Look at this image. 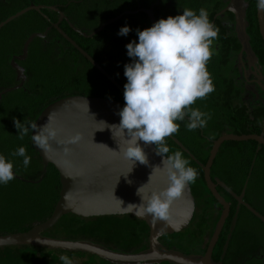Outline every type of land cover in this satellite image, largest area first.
Here are the masks:
<instances>
[{
    "label": "trees",
    "instance_id": "1",
    "mask_svg": "<svg viewBox=\"0 0 264 264\" xmlns=\"http://www.w3.org/2000/svg\"><path fill=\"white\" fill-rule=\"evenodd\" d=\"M69 1L72 7H74L75 13L72 19V23L75 27H81V19L87 22L85 25L86 27H91L90 29H95L98 27V23H103L109 19H112L116 16L121 15V17L116 20L113 24H111L105 31L102 33L94 36L91 39V42H98L100 45L95 49H90L84 47L81 44H78L83 50L92 57V59L99 64V66L110 75V77L117 82L123 89L124 85L127 83V79L124 76V65L132 63V59L127 55L126 45L132 41H136L138 43V36L136 34V30L139 29L143 31L144 29L152 27L149 21V18L143 12H137L136 14H129L125 15L124 12L127 11H136L139 9H151L153 11L154 19L156 21L160 19H167L169 16L175 17L176 15L182 14L183 9L189 8L194 11H197L201 7H204V4L208 0H22L21 4L18 9L5 14L0 18V21H5L7 18L15 15L16 13L20 12L24 8H27L31 4L33 5H58L62 4L65 5ZM75 2V3H74ZM250 4V22L253 27V37H256L259 40V35L256 28V4L257 0H248ZM226 0H212V2L206 7L207 11L209 12V19L210 21L213 19L217 12L220 11L221 8L225 7ZM205 8V7H204ZM49 9V8H48ZM43 10V9H42ZM44 12V13H43ZM52 13L49 11H35L31 10L22 14L21 16L17 17L16 19L10 21L8 24L3 26V29L11 30L16 29V34H11L14 37V42L16 40L17 43L15 47H19L20 44L24 41V39L28 38L29 35L34 33H42L48 25L47 23V14ZM226 16V15H225ZM222 16L217 18L216 28L219 29L220 20ZM22 19L20 22H16V20ZM93 23H89V21ZM84 25V26H85ZM123 26H129L131 28V32L126 36H118V31ZM6 27V28H5ZM21 31L19 32V30ZM62 30L67 34L68 37L77 38L76 33H71L70 30L66 31L62 28ZM57 34V32L54 31ZM223 34L220 33L218 37ZM109 36V38H108ZM37 41H41L40 39H36ZM258 42V41H257ZM120 51V52H119ZM115 57L119 58L116 60ZM213 57V56H212ZM227 56L224 55V52L221 50L219 55L217 56V75L213 78L210 74V77L213 81L215 91L210 93L205 99L197 100L196 103L193 105V108H198L202 112L210 113L211 119L208 121L207 126L203 128V130L210 131L214 136L220 137L222 135L233 134V135H250L255 134L259 135L262 133L261 124L257 122H264V110L261 113L256 112L253 114H248L247 112L239 111L238 109L229 108V105L234 100L235 95L234 92L230 91L231 89L227 87V82L223 78L221 74V67L224 66L226 62ZM9 66V65H8ZM88 70L85 72L78 69L76 66H72L74 69V73H71L69 70L65 68V75L63 74V70H61V66H51L49 65V71L55 72V76L49 75V73H39L33 77V82H40L43 86L48 87L51 83L56 86L62 87H69L68 90L58 91V96L63 93L73 94V95H83L89 97H99L104 99H111L121 103V99L123 95L121 92L115 88L105 77H103L100 73H98L93 67L87 64ZM10 67V66H9ZM1 68V67H0ZM76 69V71H75ZM208 72L210 71L209 64L207 65ZM50 83V84H49ZM49 84V85H48ZM60 88V87H59ZM22 97V96H21ZM24 98V97H23ZM25 99V98H24ZM231 101V102H230ZM25 102V103H22ZM20 101V107H14L10 113H8V119L5 121L0 120V128L5 131L6 140L3 142L1 140L0 133V155H4L7 160L15 163L14 174H15V182H23L27 186V190L25 192H21L23 195V199L25 200V204L20 206L13 201H9V205L6 206L8 201H3L0 203V235H6L11 233H19V232H26L31 229L33 226L38 225L45 220H47L58 200L59 191H60V184H59V177L57 171L54 169L53 166L47 169L45 174H41L42 168H37L36 165L38 163L34 157L37 156L33 147L30 142V131L28 135L24 137L23 140L18 138V130L14 126V119H18L21 122L30 121L35 122L37 117L39 116L41 109L43 106L39 107L37 104L35 105L34 109L33 103L31 101ZM31 103V104H30ZM229 103V104H228ZM31 105V106H30ZM9 106V105H8ZM31 107V108H30ZM31 109V110H30ZM231 110V111H230ZM30 115V116H29ZM25 116H29L25 119ZM2 121V122H1ZM180 124V130L177 134L170 136L167 138V146L170 148L169 154H172L176 151H181L179 148L180 146L172 139L175 138L179 142H181V138L183 135L186 134L190 136L192 131H187L185 128V124L182 122L177 121ZM196 132L198 131L195 130ZM194 131V132H195ZM216 138V139H217ZM215 139V138H214ZM209 142L206 154L203 155L201 159V163L204 165L207 160V154L210 149V145H212L213 141ZM215 139V140H216ZM19 147H25L27 151V155L31 157V162L28 169H31L30 174L23 175L20 174V171H27L23 169V158L18 156H12L11 153L14 152ZM223 148H226L229 154V158L227 159L229 164L232 165L230 169L234 168V165H239V170L235 171H224L222 174L226 175L228 178L231 179V183L229 188L231 189L232 193L240 194L242 189L246 186V193L251 194L256 197H262L261 193L263 192L264 195V170L259 171V167L262 168L264 166V155L255 152L257 148H261L264 150V147H260L257 143L253 141L249 142H225L222 144L221 148L219 149V158L222 157L224 151ZM183 153L184 158L190 161V166H196V161L191 160L184 151ZM223 152V153H221ZM15 157V158H13ZM218 157L216 158V160ZM18 161V162H17ZM196 162V163H195ZM216 163V161H215ZM214 163V164H215ZM237 164V165H236ZM243 167H246V170H243ZM248 166H250L252 170L248 171ZM258 168V169H257ZM200 170V168H198ZM199 175L197 180L192 185V188L198 189L201 187L204 189L206 195L210 196L211 194L207 190L204 178H203V171H199ZM16 177H20L25 180H32L36 181L35 183L23 181ZM34 177V178H33ZM32 178V179H31ZM247 184V185H245ZM245 185V186H244ZM17 195H20L19 192H14ZM21 196V195H20ZM6 202V203H5ZM208 206L209 208H213L214 206L219 207L217 202L214 199H208ZM236 206V200H233L231 213L234 211ZM241 207V211H244L245 208ZM67 216L66 218L70 219H77V220H88L92 218L83 219L80 217H76L71 214L64 215ZM62 216V217H64ZM61 217V218H62ZM104 217H111V218H124L129 217V215H122V216H104ZM60 218V219H61ZM51 228L53 229L60 223V220ZM134 219V218H132ZM141 225L146 227V249L148 247V227L147 225L135 219ZM187 228V227H186ZM51 229L44 231L41 235L45 237H50L46 233L49 232ZM66 227L64 230H67ZM71 230V229H68ZM99 230V229H98ZM194 233L192 232V236H189V241H195ZM114 234V233H113ZM165 235V237L169 238L171 236L177 235ZM115 236V235H114ZM116 237V236H115ZM163 237V236H162ZM117 238V237H116ZM118 239V238H117ZM195 244V242H194ZM193 244V245H194ZM225 244V237L219 238L216 243V246L212 253V259L215 263L220 264H230L231 260H234L235 264H245V259H237L233 253L232 246H228ZM108 246H113L112 243H108ZM192 245V248H193ZM196 246V245H195ZM40 247H32V246H22V247H6L0 248V250H8V249H16L17 256L16 257H3L0 258V264H46L39 260L36 256V249ZM107 248V247H105ZM143 248V246H142ZM168 249H176L175 246L166 245ZM191 248V249H192ZM110 250V248H107ZM144 249V250H146ZM185 248H181L180 251L185 254H191L188 251H185ZM69 254H74V252H69ZM94 256V255H91ZM95 257V256H94ZM102 260V259H101ZM103 261V260H102ZM108 263V262H107ZM111 264V263H108Z\"/></svg>",
    "mask_w": 264,
    "mask_h": 264
},
{
    "label": "water",
    "instance_id": "2",
    "mask_svg": "<svg viewBox=\"0 0 264 264\" xmlns=\"http://www.w3.org/2000/svg\"><path fill=\"white\" fill-rule=\"evenodd\" d=\"M232 4L231 2L222 11L217 13L216 16H221L227 11L234 12ZM40 8L42 6L31 4L1 22L0 29L22 14L31 10L39 11ZM52 9L55 10V8ZM137 12L145 13L149 18L151 26L156 23L152 14V8L149 10L127 11L123 14L129 15L136 14ZM256 12L259 33L264 42V13L257 8ZM120 17L121 15L108 20L90 35L83 36L88 38L94 36ZM62 18L61 14L59 22ZM240 23L238 22L237 26H240ZM53 26L83 58L124 95V89L109 74L69 39L57 25ZM240 29L241 37L245 39L243 27L241 26ZM43 36L38 33L30 35L23 45V56L26 55L29 43L34 38H41ZM12 66L17 71L18 78H21V83L15 87L18 88L23 82L24 75L19 67L13 63ZM6 91H3V93ZM124 106L125 104L111 99L71 96L57 100L42 110L35 123L37 125H44L51 117L52 126L60 130L57 137L58 142H50V148L47 151L39 148L33 140L32 144L42 163L45 166H53L57 171L60 184L59 197L50 217L44 222L33 226L26 232L0 235V248L32 246L67 252H81L94 255L111 264H159L162 262L169 264H220L213 261L212 253L229 215L230 207L216 191L215 185L210 178V169L218 149L223 143L253 141L258 145L264 146L263 135L227 134L213 141L206 163L203 166V178L209 193L220 206L221 214L216 222L205 252L202 255L185 254L177 250L164 248L160 244L159 238L179 233L189 225L194 213V199L189 186L185 188L182 196L172 204L171 217L168 221H159L153 224L150 216L144 217L140 215L141 210L139 208L128 207L129 205L138 206L140 204L141 201L137 195V189L149 182V178L155 167L163 166V157L156 155L154 145L145 147L144 142L141 141L140 144L144 148L149 166L140 164L137 161L132 169L131 163L123 158L122 153L119 152V146L121 148L125 147L124 137L120 135L117 129L113 128L111 131L110 128H107L101 122L103 121L107 125H119L120 117L117 113ZM34 134L33 132L31 133V138ZM65 148L70 150L67 154L65 153ZM167 184V175L163 171H156L153 173L150 183L146 186L145 192L150 194L152 191H159L167 187ZM231 194L234 195L233 193ZM235 200L238 203L236 208L237 215L240 205L248 206L242 199ZM248 208L255 217L264 223L263 216L250 207ZM67 214L83 219L129 215L147 225L148 247L138 254H124L111 251L91 242L66 241L41 235L44 231L51 229L62 216Z\"/></svg>",
    "mask_w": 264,
    "mask_h": 264
},
{
    "label": "clouds",
    "instance_id": "3",
    "mask_svg": "<svg viewBox=\"0 0 264 264\" xmlns=\"http://www.w3.org/2000/svg\"><path fill=\"white\" fill-rule=\"evenodd\" d=\"M256 7L264 12V0H257ZM131 31L129 26H123L117 34L126 37ZM136 34L138 43L134 40L125 46L132 63L124 65L127 83L124 85L125 106L117 113L120 123H101L111 131L117 129L124 137L125 147L119 146V152L131 163L132 169L137 161L149 166L141 141L145 147L154 145L156 155L163 157V166L155 167L149 182L137 189L140 204L128 206L139 208L140 215L150 216L155 224L170 219L172 204L198 177L197 170L190 166V161L181 151L169 154L167 138L179 132L177 121L185 122L187 119L185 128L195 131L205 128L211 119L210 113L193 108V105L215 91L207 65L214 55L211 46L219 38V29L210 21L207 9L201 7L198 14L185 8L180 15L160 19L143 31L137 29ZM257 123L264 126V122ZM14 126L21 140L29 131L35 133L33 142L45 151L50 148V142H58L60 130L52 126L51 117L44 125L14 119ZM69 151L65 148L66 154ZM11 155L22 157L23 166L27 169L31 157L25 147H19ZM13 169V163L0 155V185H7L15 179ZM156 171L167 175V187L146 193L145 188ZM60 260L62 264H74L67 255L60 256Z\"/></svg>",
    "mask_w": 264,
    "mask_h": 264
},
{
    "label": "flooded vegetation",
    "instance_id": "4",
    "mask_svg": "<svg viewBox=\"0 0 264 264\" xmlns=\"http://www.w3.org/2000/svg\"><path fill=\"white\" fill-rule=\"evenodd\" d=\"M21 1L22 0H0V18L4 16L5 14L18 9L21 4ZM231 2L233 3L232 7L234 9V12L227 11L221 15L222 18L220 20L219 29H220V33H223V34H221L219 38L215 40L213 45L211 46L214 51V55L208 63L210 66L209 73L213 76L212 79H214V77L217 75V64H218L217 56L222 50L224 52V55L227 56V58H226V62L224 66L221 67V74L223 78L225 79V81L227 82L226 84L227 87L230 88L231 89L230 91L234 92V95H235L234 100L232 102L230 101L231 104L229 105V108H231V110L235 108L241 112L245 111L248 114H253L256 112L261 113V111L264 110V42L259 33L258 22H257V12H255L256 13L255 18H256V28H257V32L259 35V40H257L256 37H253L252 35L253 27L250 22V4L248 0H226L225 7L228 6ZM36 6H42V8H40V11L50 10L52 13L47 14L48 18H46L47 19L46 21L48 25H46L42 33H39L44 36L41 38H34L29 43L25 56H23V45L25 41L27 40V38L24 39V41L22 42V44L19 45V47H15V44L13 45L12 43H17V42L16 40L14 42V37H12L11 34H16L17 30L16 29L4 30L3 27L0 29V60H8V62L10 63V68L15 74V80H16V84H14V86L0 89V120H3V121L4 120L6 121L9 118L7 110L3 106L4 104L3 98L4 96L8 95L7 93L12 92V91H19L21 93V96L25 98L24 101H26V99L28 101H31L33 103L32 109H34L36 104L39 107L43 106V108L41 109V112L45 107H47L48 105H50L51 103L57 100H60L66 97H71V96H83V95H73V94L70 95L68 93H63V94H60L59 97H57L58 91L63 92V90H68L69 87L59 86L60 87L59 88L58 86L52 83L51 84L49 83L50 85L48 84L49 86L45 88V86H43V84H41L40 82H33L34 80L32 76H35L36 74L39 75V73H42V72L46 73L49 69V65L56 66V67L60 65L61 70H63L62 71L63 74L61 75H65V68L66 70H69L71 73H74V69L72 66H76L78 69H81L82 72L83 71L85 72V70H88L87 64L93 67L85 58H83V56L66 39H64L58 33L57 29L53 25H57V27L63 33L65 32L62 30V28L65 30L67 29L66 31H68L69 29L71 33H76L78 37L77 38L75 37L72 39L68 37L67 35L68 32L67 34L66 33L65 34L79 48L81 47L78 44H81L84 47H87L90 49H95L100 45L99 42L98 44H96V42H91V39H93L94 36L105 31L111 25L110 24L106 26L102 31H100L99 33L95 34L92 37H89V38L84 37L83 35H87V36L90 35L108 20L103 23H98V27L91 30L90 29L91 27H86L85 24L87 22H85L84 24L85 19H81V27H75V25L72 23V19H73L76 9L72 7L71 4H69V1L65 5L56 4V5H36ZM225 7L221 8L220 11H222ZM52 8H55V10ZM61 14L63 18L59 22V19L61 18ZM152 14H153V11H152ZM221 16L215 15L213 19L211 20V22L214 25H216L215 21L217 20V18ZM1 22L2 21H0V23ZM93 22H94L93 20L92 22L89 21V23H93ZM238 22H241L240 26H237ZM241 26L243 27V30H244L243 34L245 35V39L241 37V29H240ZM20 31L21 29L19 30V32ZM54 31L57 32L59 36H57L54 33ZM36 39H40L41 41H37ZM81 49L83 50V48ZM115 59L119 60V58L117 57H115ZM254 60H257L258 62L257 65L259 67V71L258 73L256 72L255 74H253V71H251V78H249L248 72L252 69V63ZM12 63L16 65L17 67H19L22 70L23 75H24L23 82L21 86L18 88H15V87L21 83V78H18L17 71L15 70L14 66H12ZM226 67L230 68V73L233 72L236 74V76L238 75L237 80H234L233 76L228 78L223 75L222 70ZM1 73H2V68H0V74ZM47 73H49V75L51 76H55L56 74L53 71H49ZM251 83H254V85L259 90L260 94H258L259 97L257 99L259 100V103L255 104V106H253L252 108H248L247 105L245 104L237 103L238 89L240 87H243V88L247 87L250 90H252L249 87ZM8 89L10 90L6 91ZM3 91H6V92L3 93ZM84 97H89V96H84ZM22 103H25V102H22ZM121 103L125 104L124 95H123V98L121 99ZM29 116H25V119H27ZM182 123L186 124L187 119L185 122H182ZM31 133L32 131H30L29 137H30L31 145L33 147ZM259 135H263V138H264L263 128H262V133ZM214 138L216 139L217 136H214L212 132L206 131L203 129H198L197 132L192 131V133H190V136H187L186 134H184L183 138H181L182 140L181 142H179L175 138H172V139L177 142V144L180 146L179 149L181 151H184V153H186V155L191 160L193 161L195 160L197 162V163L195 162L196 166L192 165L191 167L195 168L198 172V176H200L199 171L200 170L203 171V166L205 165L201 163V159L203 158V155L206 154V151H207L206 149L208 147L209 142L212 141ZM211 146L212 145H210V148ZM259 146L264 147L261 145ZM219 149H218V152L216 154V157L210 169V178H211L212 183L215 185V189L218 192V194L221 196L222 199H224L229 204V207H230L229 215L224 223V226H223V229L221 231L219 238L225 237L224 245L227 244L228 246H232L233 253L236 256L234 258L236 260L239 259L238 255H240L241 252L243 251L242 259H245L244 260L246 261L245 264H264V241L262 239V237L264 236V223H262L261 220L255 217L250 211V209L248 208L250 207L255 212H257L258 214L264 217V209L259 208L255 205V203H257V199L259 203L261 198L256 197L251 194L249 195L245 194L246 193L245 185L247 184L244 185L245 187L242 189L240 194H236V193H233L234 195L231 194L232 191L229 188L231 179L228 178L225 174L224 175L222 174V172L224 171L231 170L230 167H232V165L229 164L227 160L229 158V154H228L229 151L225 150L224 153L221 152L223 153L222 156H225V157H221L222 161L220 164L217 165L215 161L217 157L219 158L218 156L219 151H220ZM33 150L35 151L34 147H33ZM209 151H208L207 157L209 155ZM255 152L264 155V150H262L261 148H257ZM35 153L37 156L34 155V157L36 159L37 158L39 159L37 161L39 164V168H42L41 174L43 175L47 172V169L50 167V165L45 166L42 163L36 151ZM238 166L239 165L237 166L234 165V168L231 171H235L237 169L239 170ZM243 166L244 165H242L243 170H246V167H243ZM248 167H249L248 171L252 170L250 169L251 168L250 166ZM198 168H200V170H198ZM258 170L259 171L264 170V166L262 168L259 167ZM16 178L23 180V181L32 182V183H35L37 181V180L36 181L25 180L20 177H16ZM189 187H190V191L193 196V199H194V213H193V217L189 225L187 226V228L192 226V231L190 232V236H192L191 235L192 232H195L193 235L195 239L194 241L195 244L193 242L194 244L193 248L188 250V252L191 253L190 251H193L194 252L193 254L195 255H202L205 252L207 245L205 246V248H203L201 245V241L204 238V236L208 234V232L210 233V237H211L214 227L219 217L218 219L214 220L215 224L213 225V228L211 231L209 227H207V223H208L207 220L209 217L208 215L209 212L208 211H206L205 213L201 212L200 214L195 213V208H196L195 199H207L205 202V207H206L208 206V203H207L208 199H214V198L212 195L194 196L192 193V190H194L192 189V185H190ZM235 199H242V201L248 206L246 207V206L240 205L244 207L245 210L241 211L240 210L241 207L239 206L237 215H236V208L238 204L237 201H236V206L234 208V211L231 213L232 202ZM215 207L216 209H221L220 206L219 207L215 206ZM243 220L257 222L260 225L259 230L262 233L259 234V236L256 238L255 234L250 233L248 228H243L240 230V225L242 224ZM164 239L166 240L167 237L163 236L159 238V242L164 248H166V245L168 244H165L163 242ZM242 248H244L245 250L247 249L246 251H250V253H246L244 249L242 250ZM251 248H254V250H251ZM255 248H256V251H255Z\"/></svg>",
    "mask_w": 264,
    "mask_h": 264
},
{
    "label": "rangeland",
    "instance_id": "5",
    "mask_svg": "<svg viewBox=\"0 0 264 264\" xmlns=\"http://www.w3.org/2000/svg\"><path fill=\"white\" fill-rule=\"evenodd\" d=\"M212 0H208L205 2L204 7L206 8ZM22 19L16 20V22H20ZM6 28V27H5ZM7 30V29H5ZM2 59V58H1ZM10 63L8 60H0V66L2 68V73L0 74V89L1 88H7L14 86L16 84L15 80V74L11 70ZM257 60H254L252 63V69L248 72L249 78H251V71H253V74L256 72L258 73L259 67H258ZM222 73L225 77H231L233 76L234 80H237L238 75L236 76L235 73H230V68L226 67L222 70ZM249 88H243L240 87L238 89V98L237 103L245 104L248 108H252L255 106V104L259 103L258 97L260 94L258 88L254 85V83H251ZM8 95L4 96L3 98V106L7 110V113H10L11 110L14 107H20V101H23L24 98L21 97V93L19 91H12L7 93ZM9 106H8V105ZM254 104V105H253ZM7 105V106H6ZM1 140L5 142L4 140L6 138L5 131L0 128ZM226 148H223L222 151H225ZM225 157V156H222ZM15 158V157H13ZM222 161V158H218L216 160V164H220ZM18 162V161H17ZM13 163V162H12ZM15 168V163H13ZM37 168H39V164L36 165ZM23 169L24 166H23ZM28 169V168H27ZM25 169V170H27ZM31 169H28L27 171H20V174L28 175L31 172ZM34 178V177H33ZM32 179V178H31ZM192 193L194 196H201L206 195L203 188H192ZM27 190V186L23 182H15L12 180L7 185H0V203H3V201H8L6 203V206L9 205V201H13L16 204L23 206L22 204H25V200L22 198V193ZM14 192H19L20 195L15 194ZM22 192V193H21ZM261 199L258 203H255V205L259 208L264 209V195L263 192L261 193ZM3 200V201H2ZM207 199H195L196 201V208L195 213L200 214L201 212H209L208 217V223L207 227L212 231L213 225L215 224L214 220L218 219L219 215L221 214V209H216L214 206L213 209L209 208V206L205 207V202ZM67 216L62 217L60 220V223L55 226L53 229H51L46 234L48 236H51V238L60 239V240H66V241H78V242H91L103 247L110 248L111 251L117 252V253H124V254H138L140 252L144 251V248L146 249V227L141 225L138 221L129 217H124L120 219L111 218V217H93L92 219L79 221L77 219H70L66 218ZM66 227L71 230H64ZM243 228H248L250 233L255 234V237L257 238L259 234L262 232L259 230L260 225L255 221H242V224L240 225V230ZM99 229V230H98ZM208 230V229H207ZM209 230V231H210ZM192 231V226L189 228L184 229L183 231L179 232V234L171 236L164 239L163 242L165 244L175 246L177 248V251H180L181 248H185V251H188L192 248L193 241H189V234ZM260 231V232H259ZM114 233V234H113ZM118 238H116L115 236ZM210 237V233L208 232L207 235L204 236V238L201 241V245L203 248L208 243ZM264 241V236L262 237ZM108 243H112L113 246H108ZM143 246V248H142ZM244 248H242L243 250ZM176 250V249H173ZM247 250V249H246ZM244 251L246 253H250V251ZM251 250H254V248H251ZM256 251V248H255ZM258 251V250H257ZM191 254H193V251H190ZM16 249H8V250H0V258L11 256L16 257L17 256ZM67 255L69 256L74 264H108L106 261H102L98 257L91 256L90 254L81 253V252H74V254H69L67 251H61V250H55V249H47V248H39L36 249V256L39 258L40 261L46 263V264H62V261L60 260V256ZM243 251L240 255H238L239 259H242ZM236 261V259H235ZM159 264H169L166 262H162ZM230 264H235L234 260H231Z\"/></svg>",
    "mask_w": 264,
    "mask_h": 264
}]
</instances>
